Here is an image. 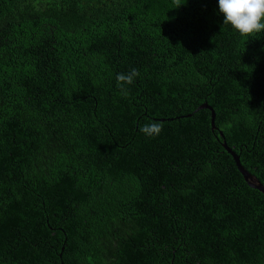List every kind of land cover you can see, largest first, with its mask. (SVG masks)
Listing matches in <instances>:
<instances>
[{
  "label": "trees",
  "instance_id": "16d2710c",
  "mask_svg": "<svg viewBox=\"0 0 264 264\" xmlns=\"http://www.w3.org/2000/svg\"><path fill=\"white\" fill-rule=\"evenodd\" d=\"M220 132L264 187V31L218 0H0V264H264Z\"/></svg>",
  "mask_w": 264,
  "mask_h": 264
},
{
  "label": "clouds",
  "instance_id": "9594fccd",
  "mask_svg": "<svg viewBox=\"0 0 264 264\" xmlns=\"http://www.w3.org/2000/svg\"><path fill=\"white\" fill-rule=\"evenodd\" d=\"M218 12L223 16V25H230L241 37H251L264 31V0H218ZM139 75L135 68L127 73L117 74L118 87L123 91L124 86L132 84ZM140 131L152 137L162 131V126L153 121L142 126Z\"/></svg>",
  "mask_w": 264,
  "mask_h": 264
},
{
  "label": "water",
  "instance_id": "95a60500",
  "mask_svg": "<svg viewBox=\"0 0 264 264\" xmlns=\"http://www.w3.org/2000/svg\"><path fill=\"white\" fill-rule=\"evenodd\" d=\"M199 109H206V110L210 111V113H211V128H212V130L216 129L214 126L215 115H214L212 108L206 104H203L202 106H200ZM219 134H220L221 138L223 139L222 147L233 158L235 166H236L237 170L239 171V173L242 175L247 186L250 187L251 189H255V190L261 192L264 195L263 185L259 182L258 179H256L254 176H252L248 171H246L242 167V165L240 164V161H239V157L232 151V149H230L228 147V145L226 144V141L224 140L223 134L221 132Z\"/></svg>",
  "mask_w": 264,
  "mask_h": 264
}]
</instances>
